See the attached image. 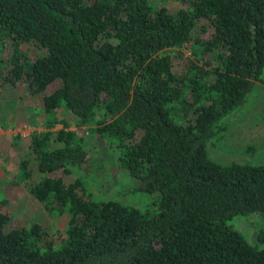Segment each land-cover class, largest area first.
<instances>
[{
    "label": "trees",
    "instance_id": "trees-1",
    "mask_svg": "<svg viewBox=\"0 0 264 264\" xmlns=\"http://www.w3.org/2000/svg\"><path fill=\"white\" fill-rule=\"evenodd\" d=\"M173 1L0 0L1 82L43 105L17 171L66 214L55 241L39 223L8 227L1 199L0 264H264V227L251 243L229 224L264 222V163L206 149L264 84V0ZM117 168L151 210L94 198L105 188L84 179Z\"/></svg>",
    "mask_w": 264,
    "mask_h": 264
},
{
    "label": "rangeland",
    "instance_id": "rangeland-1",
    "mask_svg": "<svg viewBox=\"0 0 264 264\" xmlns=\"http://www.w3.org/2000/svg\"><path fill=\"white\" fill-rule=\"evenodd\" d=\"M170 11L178 8L173 0H161ZM36 47L30 46V54ZM173 53V50H168ZM188 55L189 51L184 50ZM43 105L40 96H28L19 85L2 83L0 78V200H6L3 209L9 214L8 227L27 226L39 223L55 240L61 238L66 226L65 213H48L28 190L26 181L17 171L18 159L24 155L31 133L43 129L41 115ZM68 121L72 122L65 113ZM223 128L207 143L209 157L221 164L233 161L249 164L264 163V84L257 82L246 102L234 114L222 120ZM57 127H60L59 125ZM70 129H76L71 126ZM8 132H11L10 134ZM83 132L84 144L94 143L87 128ZM114 176L91 175L84 179L102 185L105 190L97 192L89 187L95 199H115L141 211L151 210L152 202L145 193L132 191L136 180L123 169L117 168ZM253 215V214H251ZM237 215L229 224L239 230L249 241L254 242L255 231L264 227V222H255L254 217Z\"/></svg>",
    "mask_w": 264,
    "mask_h": 264
},
{
    "label": "crops",
    "instance_id": "crops-1",
    "mask_svg": "<svg viewBox=\"0 0 264 264\" xmlns=\"http://www.w3.org/2000/svg\"><path fill=\"white\" fill-rule=\"evenodd\" d=\"M9 134L11 133V132H8Z\"/></svg>",
    "mask_w": 264,
    "mask_h": 264
}]
</instances>
